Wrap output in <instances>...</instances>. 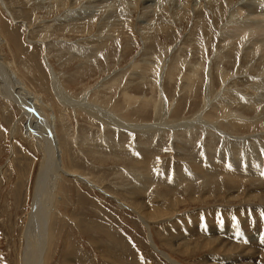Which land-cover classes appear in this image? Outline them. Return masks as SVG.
Returning a JSON list of instances; mask_svg holds the SVG:
<instances>
[{
  "label": "rangeland",
  "instance_id": "obj_1",
  "mask_svg": "<svg viewBox=\"0 0 264 264\" xmlns=\"http://www.w3.org/2000/svg\"><path fill=\"white\" fill-rule=\"evenodd\" d=\"M235 22L264 26V0H0V264H27V252L41 242V264H229L232 256L245 257L221 241L232 240L222 227L208 232L207 222L223 226L226 211L242 217L252 207L264 219V202L249 197L259 192L245 185L230 193L222 182L219 189L205 187L181 164L193 154L201 158L206 143L213 144L206 126H180L179 136L156 130L151 138L138 130L190 123L204 110L221 120L223 109L205 105L224 86L236 103L222 100L237 114L250 120L264 114V86L258 85L264 35L232 38ZM8 93L12 100L3 96ZM254 93L261 99L256 104L244 97ZM34 96L35 115L54 113L60 172L27 131L29 117L18 97L29 103ZM82 101L137 129L78 108ZM233 126L226 131L245 137L252 128ZM148 150L155 154L149 171L156 181L152 177L141 195L149 207H139L134 191L142 186ZM232 192L240 198L231 200ZM240 224L232 219V232L248 229ZM249 226L263 250L254 264H264V222ZM241 233L233 243L253 242Z\"/></svg>",
  "mask_w": 264,
  "mask_h": 264
},
{
  "label": "bare ground",
  "instance_id": "obj_2",
  "mask_svg": "<svg viewBox=\"0 0 264 264\" xmlns=\"http://www.w3.org/2000/svg\"><path fill=\"white\" fill-rule=\"evenodd\" d=\"M242 2V1H241ZM238 4V3H237ZM259 5V4H258ZM250 6V5H249ZM248 6V8H249ZM260 6V5H259ZM246 7V6H245ZM244 7V8H245ZM247 8V7H246ZM247 8V10H248ZM161 11V10H160ZM232 23V22H231ZM230 23V24H231ZM259 23V22H258ZM234 28L236 30V32L234 31L233 35L230 34V36L232 38H237V36H242V35H264V26L261 25H255L252 24L251 22H235L234 23ZM253 36V37H254ZM259 37V36H257ZM105 38V37H104ZM262 37H260L261 39ZM221 39V38H220ZM223 39V38H222ZM259 39V38H258ZM231 40V39H230ZM247 40V38H246ZM256 40V39H255ZM105 41V40H104ZM109 41V40H108ZM249 42L252 41V38H250L249 40H247ZM254 41V40H253ZM258 40H256L257 42ZM259 41H264V39L262 38V40ZM94 42V41H93ZM2 43V42H1ZM0 43V44H1ZM107 44V43H106ZM244 44V43H243ZM251 44V43H250ZM262 48L264 50V43L261 44ZM252 46V45H251ZM102 48V47H101ZM258 51V50H257ZM261 51V50H260ZM259 51V52H260ZM124 54V53H123ZM264 55V54H263ZM6 66V65H4ZM263 70V69H262ZM4 71V70H3ZM12 71V70H11ZM2 72V71H1ZM262 72V71H261ZM12 74V73H11ZM220 74V73H219ZM260 75V74H259ZM12 76V75H11ZM221 76V75H220ZM13 77V76H12ZM256 78V77H255ZM19 79V78H18ZM186 79V78H185ZM230 79V78H229ZM257 79L261 80L260 77H257ZM256 79V80H257ZM13 80V79H12ZM189 80V79H188ZM187 80V81H188ZM255 80V79H254ZM11 81V80H10ZM9 81V82H10ZM14 82V81H13ZM224 82L227 83V77L224 78ZM259 82V81H258ZM261 82V81H260ZM11 83V82H10ZM9 83V84H10ZM23 83V82H22ZM257 83V82H255ZM8 84V83H7ZM12 84V83H11ZM60 85V84H59ZM257 85V84H255ZM258 85L264 86V77L262 78V85L261 83H259ZM18 86V85H17ZM212 86V85H211ZM254 86V84H253ZM259 86V87H260ZM11 87V86H10ZM13 87V86H12ZM20 87V85L18 86ZM17 87V88H18ZM223 87V86H222ZM258 86H256L257 88ZM2 88V87H1ZM7 89V88H6ZM5 89V90H6ZM16 89V88H15ZM15 89L13 88L11 92H13V90L15 91ZM22 89L25 90L27 89L25 86L22 87ZM63 89V88H61ZM87 89V88H86ZM230 87L228 86H224V88L222 89V91L220 92L221 95H217L214 98L211 99V102L206 101L207 106L206 109L207 110H214L217 109L216 111H218L219 109H223L222 112V116H221V120H225L226 124L224 122H222L220 120V118H218V112H216V114H212L209 117L205 116V114L208 111H205L203 113H200V115H198L197 113V117L195 120L191 121L190 123H181V124H173L171 125V123L168 124H164V126L166 125V127H168L167 129H165L163 127V123H154V124H150L147 126H141L138 130L142 133H145L147 137H150L153 135V132L158 130V131H170V134L174 133V136H179L178 133V129H180V126H184L189 127V125H192V131L196 130L199 125H203L202 127L206 126V129H202L205 132H209V136L211 138V136H213L212 138V145L206 143L205 147V154L201 157V158H197L194 154L192 156H189V158L185 159L181 164L183 165V168H185L186 172H188V174H190L193 180L200 182L199 184H202L205 187H209L212 186V188H216L219 189V187L217 186V184L219 182L224 183L223 186H228L230 189V193L231 190H240L241 188H244L245 185H250L251 187H253L255 192H259V193H250L249 197H251L250 199H259L260 201L264 202V114H259L257 116L254 117V119L250 120L247 119V117H245L244 115H240L237 114L233 109H231L230 107H228V103L224 100H222V97H227V98H231L232 103L235 102L236 103V98L234 99L233 97L235 96H230L229 93H225L224 91L229 90ZM254 89V88H253ZM259 90V88H257ZM8 90V89H7ZM6 90V92H7ZM20 90V89H19ZM21 90V91H23ZM261 90V89H260ZM9 91V90H8ZM17 91V90H16ZM15 91V92H16ZM63 91V90H62ZM230 91V90H229ZM251 91V90H250ZM1 92V91H0ZM10 92V93H11ZM65 92V91H63ZM2 93V92H1ZM3 94V96L7 97V101L11 99V94ZM14 93V92H13ZM23 93V92H22ZM33 93V92H32ZM264 93V91H263ZM18 94V93H17ZM29 92L27 93L26 96H28ZM209 94V93H208ZM246 94V93H245ZM37 95V94H36ZM35 95V96H36ZM62 95V94H61ZM241 95V94H240ZM18 96V95H16ZM24 96V95H23ZM30 96V95H29ZM34 96V99H30L29 97V104L28 101H23V98L18 97V101L22 104L20 105H24V112L27 115V119L29 117V121H28V125H27V131L29 132L30 136H32L33 139L35 140H40L41 145H45L44 150L47 148V158L50 159V161H52L58 168V170L55 171H62L60 169H62L63 163L61 161V149H60V145H59V141H58V135H57V130L55 128V124L53 122L54 120V113L50 112V114L46 115L43 114L42 112H40V114L35 115L32 111L34 110V108L32 109V107L36 106L38 104V102L36 101L37 98ZM222 96V97H221ZM264 96V95H263ZM13 97V96H12ZM22 97V96H21ZM33 97V95H32ZM243 97V95H242ZM246 100H251L253 102V104L258 103L257 100H255L256 97H258L257 95H245L244 96ZM14 98V97H13ZM27 97H24V99H26ZM69 98V97H67ZM259 98V97H258ZM257 98V99H258ZM264 98V97H263ZM39 99V98H38ZM65 99V98H64ZM127 99V98H125ZM129 99V98H128ZM260 99V98H259ZM12 100V99H11ZM40 100V99H39ZM70 100V99H69ZM78 100V99H77ZM209 100V99H207ZM243 100V99H242ZM241 100V101H242ZM261 100V99H260ZM16 101V102H18ZM66 101V100H65ZM74 101H76L74 99ZM230 101V100H229ZM259 101V100H258ZM18 102V103H19ZM42 102V101H41ZM43 103V102H42ZM248 103V102H247ZM34 104V106H33ZM40 104V103H39ZM44 104V103H43ZM216 105H218V108H216ZM45 105V104H44ZM43 105V106H44ZM81 105H84L83 108L86 109V112L91 113L94 110H98V115H103L104 117H106L107 122L111 123V124H116V125H120L122 127H131L133 129H137L136 127L129 125L128 123L125 122V120H122L119 116L116 117L113 113H111V111L101 109L102 112L99 111L98 106H95L91 103H86L84 101H82V103L80 102V105L78 106V108H80ZM247 105V104H246ZM42 106V107H43ZM77 106V105H76ZM38 107V106H37ZM40 107V106H39ZM36 108V107H35ZM48 108H50V106H48ZM41 109V107H40ZM108 109V108H107ZM259 109V107H258ZM257 109V110H258ZM51 110V108L49 109ZM35 111V110H34ZM123 111V110H122ZM220 111V110H219ZM202 112V111H201ZM206 112V113H205ZM215 112V110H214ZM221 112V111H220ZM120 113V112H119ZM179 113V112H178ZM210 114V112H208ZM213 113V112H212ZM46 115L43 116V115ZM40 117H45L47 119V121L44 118H40ZM98 117V116H97ZM126 118V117H125ZM192 118V117H190ZM26 119V120H27ZM188 120V119H187ZM40 122H43L42 124H39ZM106 122V121H105ZM232 124L233 127H237V126H241L244 125H251L252 128H249V134L247 135V137L245 136H239V135H234L230 132H227L226 130H230V128L228 127L230 124ZM257 123H260L261 126L260 128H258L256 130V128H254L256 126ZM136 124V123H135ZM138 124V123H137ZM148 124V123H147ZM229 124V125H228ZM205 125V126H204ZM43 126H47V127H43ZM200 127V128H202ZM239 129H241L240 127H238ZM190 129V128H189ZM236 129V128H235ZM26 130V129H25ZM188 130V129H187ZM237 130V129H236ZM126 131V130H125ZM138 131V132H139ZM191 132V136L193 134V132ZM238 131V130H237ZM120 133V132H119ZM244 133V132H243ZM181 134V133H180ZM186 134V133H185ZM25 135V134H24ZM144 135V134H143ZM28 136V135H27ZM189 136V135H188ZM187 136V137H188ZM190 137H188L187 139L189 140ZM196 136V135H195ZM36 137V138H34ZM253 137V138H252ZM151 138V137H150ZM184 138V137H183ZM209 138V137H208ZM255 138V142L260 141V148L255 149L254 145L251 144V142L254 140ZM222 140L221 142H223L222 146H218L220 143V141L218 140ZM148 140V138H147ZM174 140V139H173ZM185 140V141H188ZM199 140V139H198ZM184 142V141H183ZM190 142V141H189ZM208 142V140H207ZM177 143H182L181 138L178 139ZM188 143V142H187ZM186 143V144H187ZM257 143V142H256ZM183 144V143H182ZM186 144L184 143V145H182L183 147L186 146ZM192 144V143H191ZM258 144V143H257ZM189 145V143H188ZM193 146V145H192ZM42 147V146H41ZM50 148V151L49 149ZM182 148V147H181ZM191 149V147H189ZM41 149V148H40ZM184 149V148H183ZM146 150V149H145ZM193 150V149H192ZM186 151V150H185ZM187 152V151H186ZM193 152V151H192ZM191 152V153H192ZM145 153V151L143 152ZM142 153V154H143ZM190 153V152H189ZM187 153H184L183 155H185ZM197 154V153H195ZM46 155V154H45ZM191 155V154H190ZM202 155V154H201ZM145 160H142V169H143V174L140 177V181L142 184V186L140 185L139 187H137V190L135 189L134 191V200H133V204L139 206V207H146L150 204H147L143 201V198L141 195H144L146 193V191H148L149 186L153 185V182L149 183L151 181V178L154 177V174H152L151 171H149L150 167L153 164L154 161V152L153 150L150 151L148 150L145 154ZM200 156V155H199ZM144 157V156H143ZM184 157V156H183ZM187 157V156H186ZM46 159V158H45ZM181 162V161H180ZM50 164V163H49ZM177 165V164H176ZM182 165H180V167H182ZM140 166V168H141ZM179 166V165H178ZM179 167V168H180ZM138 170V169H137ZM158 171V170H157ZM178 171V170H177ZM180 171V170H179ZM178 171V172H179ZM184 171V170H183ZM64 172V170H63ZM139 172V171H138ZM181 172V171H180ZM136 174V173H133ZM183 174V173H182ZM186 174V175H188ZM81 175V174H80ZM140 175V174H139ZM138 175V176H139ZM177 175V172H176ZM179 175V174H178ZM180 176V175H179ZM185 175L180 177V181H185L187 180V176L184 177ZM79 177V175H78ZM86 181V179L92 184V182L90 181V179L87 176H82ZM137 178V177H136ZM155 178V177H154ZM189 178V177H188ZM178 179V177H177ZM190 179V178H189ZM83 180V179H82ZM150 180V181H149ZM87 181V182H88ZM156 181V178H155ZM177 181V180H176ZM195 183V182H194ZM94 184V185H93ZM92 185L94 187H96L95 183H93ZM183 184V183H182ZM189 184V183H188ZM40 185V184H39ZM138 186V185H137ZM182 186V185H181ZM98 187V186H97ZM142 187V188H140ZM178 187V185H177ZM185 187V186H183ZM190 187V186H189ZM188 187V188H189ZM246 187V186H245ZM43 188V187H42ZM143 188L145 190H143ZM180 188V187H178ZM134 189V188H133ZM221 189V188H220ZM207 190V189H206ZM236 190V191H237ZM191 191V189H190ZM141 194H140V193ZM145 192V193H144ZM171 195V194H170ZM241 193L240 192H232L231 196V200H236L238 198H240ZM50 196V195H49ZM145 196V195H144ZM215 196V195H214ZM36 197V196H35ZM146 197V196H145ZM149 197V196H147ZM173 197V196H172ZM217 197V196H216ZM248 197V196H247ZM248 197V199H249ZM174 198V197H173ZM221 198V197H219ZM150 199V198H149ZM148 199V200H149ZM145 200V199H144ZM147 200V201H148ZM172 200V198H171ZM153 201V200H152ZM169 201V200H168ZM178 201V200H177ZM150 202V201H148ZM154 202V201H153ZM152 203V202H151ZM215 204V203H214ZM254 204V203H253ZM134 205V206H135ZM252 204L247 203L246 206H250ZM262 205V204H261ZM264 205V204H263ZM252 206H250L251 208ZM258 207V205H257ZM264 207V206H263ZM262 207V208H263ZM253 208V213H248L243 211V215L241 217V215L238 212L232 211L233 213H230L228 211H226L224 213V215L222 214V220H225L224 222H222L223 226H212L211 222L208 221V226L206 229H208V232H214L215 229L222 227L223 229V233L224 235H226V237L228 236L229 239L234 240V242L237 241L238 243V233L242 232L241 235L244 238L245 235H248L250 237L251 240H253V242L251 244H237V243H233L232 240H228L225 239V237L223 238V242H227V247L229 249H233L236 250L237 253L236 255H243L245 256L243 259H240L239 257H230L233 258V261L229 264H254V262L256 261V259H259V253L261 254V249H257L258 243L254 242L256 240V235L251 231V228L249 226V224L253 227H255L256 225L260 224V222H264V219L261 218V216L255 214V211L257 208ZM143 209V208H142ZM264 209V208H263ZM251 210V209H250ZM246 211V210H245ZM252 211V210H251ZM142 213V212H141ZM144 213V212H143ZM239 214V215H237ZM159 215V214H158ZM157 215V216H158ZM264 216V215H263ZM151 217V216H150ZM189 217V216H188ZM217 218V217H216ZM236 218V221H239L242 226L243 225H247L248 229L243 228V229H238L235 230V232H232V219ZM210 219V218H209ZM212 219V218H211ZM166 221V220H165ZM201 221V220H200ZM212 221V220H211ZM193 222V221H192ZM210 222V224H209ZM249 222V223H248ZM204 223V222H203ZM216 223V222H215ZM37 224V223H36ZM199 224V223H198ZM240 224V225H241ZM216 225V224H215ZM178 226V225H177ZM205 226V225H204ZM244 227V226H243ZM204 228V227H203ZM178 229V228H177ZM201 229V228H200ZM180 230V229H179ZM189 230V229H188ZM218 230V229H217ZM192 231V230H191ZM201 231V230H200ZM220 231V230H219ZM218 231V232H219ZM244 231V232H243ZM178 232V231H177ZM172 233V232H171ZM181 233V232H180ZM201 234V233H200ZM206 234V232L204 233ZM208 234V233H207ZM211 235V234H209ZM213 235V234H212ZM196 236V235H195ZM205 236V235H204ZM169 237V236H168ZM165 238V237H164ZM171 238V237H170ZM209 240V238L207 239ZM46 241V240H45ZM241 241V240H240ZM210 243V242H209ZM211 244V243H210ZM43 245L44 243L41 242L40 245L37 244L35 246L34 249L31 250V252H27L28 256L26 257V262L27 264H41V254L44 252L43 250ZM32 246V245H31ZM219 246V245H218ZM225 246V245H224ZM214 247V246H213ZM217 247V246H216ZM220 247V246H219ZM33 248V247H32ZM261 248V247H260ZM218 249V248H216ZM215 249V250H216ZM221 250V249H220ZM217 251V250H216ZM226 255V254H225ZM235 255V256H236ZM262 255V254H261ZM26 256V255H25ZM249 256H253V258L249 257ZM228 258V259H230ZM254 259V261H252L251 259ZM239 259V260H238ZM43 261V260H42ZM239 261V262H238ZM212 264V263H211ZM220 264V263H219ZM223 264V263H221ZM258 264V263H257Z\"/></svg>",
  "mask_w": 264,
  "mask_h": 264
}]
</instances>
